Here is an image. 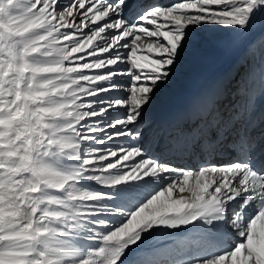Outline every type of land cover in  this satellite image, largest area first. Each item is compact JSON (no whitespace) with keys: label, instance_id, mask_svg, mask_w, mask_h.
<instances>
[{"label":"snow or ice","instance_id":"6c2138e0","mask_svg":"<svg viewBox=\"0 0 264 264\" xmlns=\"http://www.w3.org/2000/svg\"><path fill=\"white\" fill-rule=\"evenodd\" d=\"M198 34L264 80V0H0V264H264V131L219 89L141 131Z\"/></svg>","mask_w":264,"mask_h":264},{"label":"bare ground","instance_id":"6f19581e","mask_svg":"<svg viewBox=\"0 0 264 264\" xmlns=\"http://www.w3.org/2000/svg\"><path fill=\"white\" fill-rule=\"evenodd\" d=\"M148 1L149 0H136V2L140 4H145ZM164 2L168 3V1ZM213 48L215 50L211 54L208 53L205 56L197 57L195 59L198 64L197 71L194 72V76H192L188 81L185 82L186 85L184 91L176 90L174 87V85L176 84L171 83V87L174 90L170 93V99H165V104H167L165 107L164 105L162 106L160 102L156 101V97L151 101L150 107L146 106V111L143 113V125H141V131L146 138L145 142L147 145L149 144L150 140L154 136H156L157 131L155 130L156 127L159 126V121L164 118L169 112L182 108H190L193 101L206 95L212 94L217 89H219V95L216 96V101L219 100L220 103H225L230 100V93L229 91H226V89H222L223 86H230V92L236 93L234 87L235 83L233 79V72L238 66L234 68V64L238 60H241L245 57L244 50H236L226 43L215 42H213ZM219 75H222V78ZM216 77L221 80L217 82ZM198 88L200 91H198L197 93ZM160 89L161 87L159 88V90ZM258 103L260 105H264V94L258 100ZM237 106L238 108L240 107L239 104H237ZM222 108L224 111L232 109L227 105H222ZM123 142L124 141L121 140L116 141L117 144ZM149 150L152 152V149L149 148ZM152 153L156 154V152ZM184 165L188 168H192L197 166V162L195 160L192 162H186L184 160ZM184 195L188 196L190 195V193H185ZM192 235L193 234H188L187 236L176 237H168L165 235L163 237H160L156 241V245L157 247H159L160 254H162V256H166L170 252H167L169 247L165 248L161 246L164 241L176 240L178 242L179 240H181L182 242L187 243Z\"/></svg>","mask_w":264,"mask_h":264},{"label":"rangeland","instance_id":"374dc122","mask_svg":"<svg viewBox=\"0 0 264 264\" xmlns=\"http://www.w3.org/2000/svg\"><path fill=\"white\" fill-rule=\"evenodd\" d=\"M163 0H153L150 4L152 3H161L162 4ZM204 36H207V34H198L195 41L193 42V44L186 50L185 52V55L183 56L182 60H181V63L177 66V68L184 72L185 74L181 73L177 68L175 69V74L176 76H172V80L170 79L168 82L171 86V83L174 84L173 80L176 81L178 84L179 82L181 81V78L184 79V83L181 85V86H178V85H174L175 89L176 90H183L185 89V82L188 81L192 76L195 75V71H197V67H198V64L196 62V58L197 57H202V56H205L206 54L208 53H212L215 49L213 48V42L209 39H205L203 38ZM140 43V42H139ZM191 54V55H190ZM209 54V55H210ZM244 59V58H243ZM243 59L241 60H238L235 64H234V68L236 66H238V64L240 63V61H242ZM195 62V63H192V62ZM190 62V63H189ZM189 65V68L188 70H190L191 72H185L184 69H186L185 67ZM243 65H244V62H241L240 63V67H242V71H243ZM221 78H222V75H219ZM180 77V78H178ZM253 77V75H252ZM217 79V82L220 81L221 79H219L218 77H216ZM167 90H160V94L161 96L160 97H167V94L169 93V85L165 86ZM199 88L197 90V93H198ZM171 93V92H170ZM156 96V95H155ZM155 98V97H154ZM181 98V97H180ZM183 98V97H182ZM156 99V98H155ZM167 99V98H166ZM170 99V97H169ZM156 101L160 102V100H157ZM168 101V100H167ZM167 103V102H166ZM162 106L164 105V107L167 105V104H161Z\"/></svg>","mask_w":264,"mask_h":264}]
</instances>
